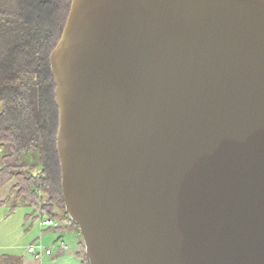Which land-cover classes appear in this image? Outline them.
<instances>
[{"label": "water", "instance_id": "obj_1", "mask_svg": "<svg viewBox=\"0 0 264 264\" xmlns=\"http://www.w3.org/2000/svg\"><path fill=\"white\" fill-rule=\"evenodd\" d=\"M50 67L90 264H264V0H72Z\"/></svg>", "mask_w": 264, "mask_h": 264}, {"label": "trees", "instance_id": "obj_2", "mask_svg": "<svg viewBox=\"0 0 264 264\" xmlns=\"http://www.w3.org/2000/svg\"><path fill=\"white\" fill-rule=\"evenodd\" d=\"M71 3L0 0V157L6 164L0 170V190L16 181L5 202L10 201L12 209L27 206L33 210L31 218L39 214L35 219L57 221L64 216L80 233L63 200L57 152L59 112L50 67ZM81 258L82 264H90L86 253ZM0 264H24V259L0 254Z\"/></svg>", "mask_w": 264, "mask_h": 264}, {"label": "crops", "instance_id": "obj_3", "mask_svg": "<svg viewBox=\"0 0 264 264\" xmlns=\"http://www.w3.org/2000/svg\"><path fill=\"white\" fill-rule=\"evenodd\" d=\"M11 190L10 184L0 190V249L17 248V253L13 255H21L24 264H82L85 245L77 228L68 223L64 216L58 219L63 223L60 225L62 228L42 226L40 222L46 218L35 219L38 214L31 218V208L20 204L17 209H12L10 201L5 203ZM62 242L68 247L64 251L59 248ZM37 243L52 250V255H44L41 260H37L25 251H20L25 246Z\"/></svg>", "mask_w": 264, "mask_h": 264}, {"label": "built area", "instance_id": "obj_4", "mask_svg": "<svg viewBox=\"0 0 264 264\" xmlns=\"http://www.w3.org/2000/svg\"><path fill=\"white\" fill-rule=\"evenodd\" d=\"M40 223H41L42 226H47V227H52V228L59 227V225L55 221L50 220V219L41 220ZM59 248L62 251H64L68 247H67V244L65 242H62L60 244ZM25 252L27 254L31 255L32 257H34L37 260H41L44 255H46V256H51L52 255V250H50L49 248L44 247L40 243H37V244H34V245H31V246L27 247Z\"/></svg>", "mask_w": 264, "mask_h": 264}, {"label": "rangeland", "instance_id": "obj_5", "mask_svg": "<svg viewBox=\"0 0 264 264\" xmlns=\"http://www.w3.org/2000/svg\"><path fill=\"white\" fill-rule=\"evenodd\" d=\"M5 165L6 164H3L2 163V160H1V157H0V170L2 169V168H4L5 167ZM40 170V169H39ZM39 170H37L36 172H35V174H38L40 171ZM7 184H10L11 186H12V188L14 187V185L16 184V181H10L9 183H7ZM12 191V190H11ZM55 203L57 204V205H60V203H59V201H57L56 199H55ZM61 213L60 214H63V210H61L60 211ZM39 215V214H38ZM59 226L60 225H62L63 223H61V221H59L58 220V222L57 221H55ZM21 247H23V246H21ZM25 249H27V247L25 246L24 248H21L20 249V251H22V252H24L25 251ZM16 251H18V249L17 248H7V249H0V253H3V254H5V253H7V254H13V253H17Z\"/></svg>", "mask_w": 264, "mask_h": 264}]
</instances>
